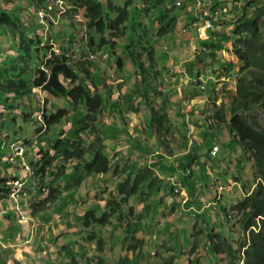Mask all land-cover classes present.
I'll return each mask as SVG.
<instances>
[{"label": "trees", "instance_id": "16d2710c", "mask_svg": "<svg viewBox=\"0 0 264 264\" xmlns=\"http://www.w3.org/2000/svg\"><path fill=\"white\" fill-rule=\"evenodd\" d=\"M47 1L19 0L17 3V0H0V38L3 40L0 41V106L3 110L14 111L18 99L32 94H36V99V89H40L46 97L45 105L42 106V126L45 129L42 131V126L39 127L36 130L38 140L28 142L35 155L29 163L31 174L26 175L30 179L21 188V194L26 196L21 197L19 202L27 214L37 217L53 206L60 197L67 199L68 192L81 179V176L73 179L68 175L69 165L74 162V170L82 169L83 176H94L101 183L96 186L104 190L100 195H106L103 208H98V203L88 205L76 223L81 227L85 243L92 247L88 248L87 243L75 244L69 255L64 251H69L72 246H61L63 251H59L57 256L69 260L70 264H161V257L164 260L162 264H181L183 260L186 264H209L211 258L217 264H264V127L257 121V114L264 113V0H246L241 15L239 12L234 14L235 23L230 27L229 37L232 39L231 51L241 63L236 90L233 94L222 84L221 87L210 90L211 95L219 91H226L227 95L225 94L224 102L216 112V122L211 125L207 122L203 125L194 124L195 129L202 128V135L212 129V135L201 136L202 140L199 142H195L191 136L171 133L173 126L170 119L175 116L171 113L174 109L172 104L180 102V99L174 103V99L165 98L161 92L163 74L160 75L155 57L156 39L174 35L177 31V24L181 22L180 15L177 14L184 8V0H139V8L132 0H126L122 6L115 5L112 0H63L73 14L79 10L84 11L85 28L88 31L86 49L89 48L94 54L107 47L113 58L109 63L111 68L125 67L124 60L133 67L139 86L132 95H138L143 102L156 145L165 155L173 156L185 151L190 157L189 163H186L184 157L176 166V169L182 171L180 185L188 186L187 196L180 190L175 191L177 200L165 203L166 211L170 213H166L168 216L164 217L170 218L169 223L165 222L153 230L149 228L148 233L145 227L141 229L142 222L149 224L151 220L152 224H157L155 217H160L159 212L164 203L162 193H165L168 185L163 186L154 171L143 165L116 166L112 169V159L108 156L105 144L109 138L106 130L110 124H116L114 113L117 112L122 117L125 109L122 107L117 110L116 105L111 104L113 90L110 74L107 70H100L91 53H80V49L74 51L70 41L72 36H69L64 47L60 45L57 53L51 51L50 58L43 62V57L47 56L52 46H42V32L37 33L35 29V26H41L40 19L34 17V24L32 20L23 18L22 12L28 8L33 12L45 8ZM222 3H216L211 9L223 10L226 5L221 7ZM248 9L252 10L250 14L246 13ZM149 14L150 20L147 23L140 20ZM27 16L30 17L28 14ZM44 19L48 20V17L45 16ZM26 31L29 36L25 35ZM115 47L121 50V56L117 54ZM42 64L47 73L40 68ZM207 69L204 67L198 79L208 78L207 83L213 82V77L218 78V74L210 73L211 70L207 72ZM49 98L67 99L73 110L82 108L83 116L72 122L69 130L60 129L59 133L54 134L53 138L59 134L57 139L52 138L46 142L40 139L41 136L46 135L52 126L61 124L72 111L59 109L54 113L49 112L52 108L49 106ZM32 123L39 122L34 120ZM5 127V121H0V131L5 130ZM219 131L224 133V144H228L226 147L238 148L242 158L247 157L253 161L250 184L241 176L234 178L241 183L244 197L229 210L222 207L220 211L217 182L200 184V188H210L213 191L209 194L210 200L208 194L204 195L205 203L199 197L196 198L197 188L191 184L194 160L208 156L209 148L205 151L204 145L208 140L218 137ZM188 141L192 142L191 150L187 147ZM242 161L243 159L238 162ZM188 169L189 173L184 174ZM239 170L241 171L240 168ZM15 181L16 177H0V201L8 199L11 192L16 191L13 184ZM174 190L173 186L168 187V195L173 194ZM180 199H186L184 204L187 203V209L194 202L192 200H196L193 207L200 211L180 209V206L177 207ZM141 204L143 207L139 210ZM209 207L216 215L232 212L238 221L229 226L227 221L224 223L226 228L222 226V230L216 229L213 227L215 212L211 214ZM75 208L76 206L72 211ZM0 211H4L5 219L9 218L10 214H5L1 205ZM63 214L68 222L70 219L67 211ZM185 219H194L196 224L188 230L180 224ZM231 226L235 231L226 232L227 227ZM107 227L112 230L111 240L108 241L101 236V232ZM167 227H176L180 231L179 236L173 229L166 231ZM251 227L257 228V232L251 230ZM87 231L88 234L85 235ZM30 232L31 230L27 231V234ZM165 232L169 233L167 240L161 245L155 244ZM233 233L238 235L234 241L238 244L236 247L232 245ZM151 241L155 243H150ZM184 242L189 249L181 252ZM201 248L205 255L199 253ZM176 252L183 257L177 263ZM105 253L109 254L108 259L104 258Z\"/></svg>", "mask_w": 264, "mask_h": 264}, {"label": "crops", "instance_id": "0c3cea01", "mask_svg": "<svg viewBox=\"0 0 264 264\" xmlns=\"http://www.w3.org/2000/svg\"><path fill=\"white\" fill-rule=\"evenodd\" d=\"M206 1V0H203ZM208 2H213V5L219 2H227L224 5H226L227 10L231 11L233 8V2L230 0H207ZM241 1V0H240ZM242 2V1H241ZM245 1L243 0L242 4L244 5ZM242 7L235 8V12L242 11ZM26 13V11H25ZM30 17L29 20L35 17L33 12H31V9H28L27 13ZM205 18V14L203 15ZM196 14L195 12H188L184 19H182L181 22H184V25H189V21L187 19H191V26H187V28H183V23L178 24V31H181L182 37L181 40H176L177 36L174 35H168L161 38L156 39V46H155V57H156V63L157 68L160 71V75L163 74L161 77L162 79V86L161 89L164 91V97L168 98L169 100L174 99L173 102H177L180 99V102L176 104H172L173 110L171 111L172 114H175V116L170 119L172 122L173 129L171 131L172 134H182L184 136H187V131L189 126H194V124H206L208 117H214L215 116V109L213 107L215 106L212 104V101L208 99V96L212 97L213 95L210 94V90H214L215 87H218L221 85L220 82L214 81L209 82L206 84L205 90H201L199 88V85L197 86L196 81L198 80V75L201 74V72L205 68H215L223 70L228 68L229 70L233 69V71H236V61L234 57L231 54V48H232V39L229 37L230 27L228 26V14L223 13L221 11H218L215 15V28L211 31H208L209 39L206 41H203L198 38L197 32H196ZM195 22V23H194ZM59 25V28H62L63 32L65 33L66 37L62 40L61 44H63V47L65 45V41H69V33L66 26H64V21H58L57 23ZM40 29V28H39ZM38 32H42V29L37 30ZM60 40V39H59ZM221 41L225 42V45L221 44ZM60 44V45H61ZM201 46H206L209 53L208 54H201L197 55L194 54V51H199ZM58 47V46H57ZM74 48H76L75 45H73ZM59 48V47H58ZM167 48H173V52H169L166 49ZM84 53L87 51L86 48L83 47ZM121 50L119 49L117 51V54L121 56ZM101 56V57H100ZM95 62L98 64V67L101 71L109 69V74L111 76V81L113 85V93L111 100L114 101L113 104L116 105V109L119 110L120 108L125 109V113H123L122 117L116 113H114L115 116H113V119H115L117 116L120 117L122 126H118L117 124H113L112 128L114 130H111L110 127L107 128V134L109 135V138L106 140V148L108 156L112 159L111 165L112 169L116 166H119V168L128 165L129 167H133L134 165L138 166H146L154 171V173L157 175L159 180L161 181H167L168 187H181L179 183V179L182 176V171L176 169V166L181 161L182 158H186V163H189L190 157L184 152H180L178 154H175L173 156L165 155V152L160 149L156 144L152 145V140L154 139L153 136V130L149 128L147 123L145 122L144 118L147 117V113L145 109H141L135 102V98L133 99L134 102L130 101L127 96H135L132 95L133 92H126L125 88L129 84L133 85L135 84L137 89L139 86V83L135 77L134 71L132 69H128L127 67H122L121 69H117L115 67L110 68L107 63V55L105 53V48H102L100 50L99 54L94 55ZM113 60V59H112ZM127 61L124 60V64H126ZM104 64L106 67L104 68ZM128 70V72H127ZM122 90V94H117V91L119 92ZM135 91V90H134ZM126 95V98L123 96ZM191 96V98H190ZM183 98V100H181ZM70 104V103H69ZM36 114V113H35ZM196 116L198 118L196 119L197 123H193L191 120ZM142 120H144V124H142ZM108 122V121H107ZM148 122V121H147ZM69 125V124H67ZM67 125H65L63 128H65ZM67 130L71 128V126ZM62 128V129H63ZM195 129L191 128L190 132ZM111 130V132H109ZM198 130V133L193 136V134H190L192 139L196 140L197 142L201 141V136H210L212 135V129H208L203 135H202V128ZM220 133V131H219ZM41 142V140H40ZM153 148V150L148 147V145ZM215 146V145H212ZM219 147V146H218ZM224 147H226V143L224 144ZM193 147H190L189 150H191ZM227 148V147H226ZM34 150L32 149L27 151L26 153V159L28 161H33L34 159ZM221 148L219 147V151L216 154V156L213 158L217 159L220 155ZM233 153V151H232ZM232 153L230 155H232ZM224 154V153H223ZM227 157L229 154L227 153ZM0 177L8 178V177H17L19 180H21L25 186L27 184V181H29L30 177H26L25 172H20V175H18L16 172L20 171L17 168L19 167V163L16 165H13V169H7L6 166L11 165L7 163L4 158L0 157ZM211 160V161H213ZM207 161V157H202L197 160H194L192 169V176L191 177V184H194L195 186V172L197 171L200 178L201 176H207L209 177L205 178V181L202 183V181H199V188H197L195 193H198L199 190L201 192V195H203L204 198V191L211 190L200 188V184L205 185L210 183V181L213 179V174L208 170V168L205 166V163ZM205 167V173H202L201 169V163ZM222 162L220 157L217 159L216 163ZM225 162V161H224ZM215 169V176L220 174V167L219 165L212 164ZM223 163V162H222ZM4 165V169L6 170V174H4L1 170ZM169 168V171L167 174H161L160 170L164 169L165 167ZM9 167V166H8ZM75 167H72V170H74ZM201 169V170H200ZM189 170V169H188ZM229 168H227V171ZM190 171V170H189ZM12 172V173H10ZM214 176V177H215ZM71 178H74V176L70 175ZM217 178V177H216ZM229 178V177H228ZM218 179V178H217ZM216 179H213L215 181ZM97 181V180H96ZM95 182V181H94ZM197 182V183H198ZM230 182V181H228ZM219 185V183H217ZM78 189L80 187V183L77 185ZM94 189L92 190L93 193H96L99 188L96 186V184H93ZM183 186V185H182ZM168 187L165 189V193L167 194L166 197L163 199V201H167V204H170L173 202V199L170 198V195H168ZM185 189V187L183 186ZM181 187V189H183ZM78 189L75 190L78 191ZM195 189V188H193ZM230 189V188H228ZM185 191V190H184ZM194 191V190H193ZM82 194L84 192L81 191ZM228 192L232 193L234 192V189H230ZM165 193L163 192L162 195L165 196ZM211 195H209V200ZM178 198V197H177ZM84 199V198H82ZM186 199L183 201L178 202L182 210H186V204H184ZM194 202H191L190 209H187V211L190 210H197L200 211V209H194V204L196 200H192ZM12 202L11 199L0 201V205L2 208L7 210V203ZM222 205V200L220 201ZM234 202V201H233ZM205 203V198H204ZM79 204V203H77ZM80 205V204H79ZM89 204H86L87 206ZM210 205V204H209ZM233 205V204H232ZM140 206V205H139ZM215 206V205H214ZM138 209H140L138 207ZM219 209V207H218ZM76 210V209H75ZM209 210L211 214L215 212L211 207H209ZM74 213V211H72ZM9 218L5 219L4 215L0 216V264H70V261L67 259H64L61 256H57V253L61 251V246H67V244H86L83 242H80L78 240L73 241L74 236L78 239H82L83 235L79 234V230L76 228H70V229H63V227H60L59 229L55 228L53 225H41L39 224V230L37 233L27 234L28 231V225L27 228L24 223H19V217L17 214L9 213ZM184 214V213H183ZM182 214V216H183ZM215 214V219L218 221L217 217L218 215ZM83 214L81 212H77L76 214H73V217L78 220L80 216ZM45 216V214L43 215ZM39 219V216L33 217ZM53 220L54 218H50ZM72 217L67 222L65 221V226L72 227ZM40 221L43 222L41 219ZM214 222V226L217 228V223ZM11 223V224H10ZM57 224V223H55ZM216 224V225H215ZM221 224V223H220ZM222 228V227H221ZM223 229V228H222ZM220 229V230H222ZM60 231L62 235H65L62 240L61 238L54 240V237L60 234ZM31 236L30 243L26 244L28 242V238H25L26 236ZM72 239V240H71ZM165 238L163 237L162 241H164ZM231 240L235 241V239L232 237ZM88 248H91L89 246ZM161 245V244H160ZM51 246V247H49ZM72 246V245H70ZM185 247H182L181 252H184ZM176 249V247H175ZM189 249V248H188ZM63 251V250H62ZM67 254L70 255V251L66 250L64 251ZM65 254V253H64ZM68 255V256H69ZM183 257L180 256L179 258H175V263L178 261H182ZM211 260H214L211 258ZM215 261V260H214ZM186 262L183 260L181 264ZM210 264V263H209Z\"/></svg>", "mask_w": 264, "mask_h": 264}, {"label": "rangeland", "instance_id": "374dc122", "mask_svg": "<svg viewBox=\"0 0 264 264\" xmlns=\"http://www.w3.org/2000/svg\"><path fill=\"white\" fill-rule=\"evenodd\" d=\"M115 1H118V0H115ZM219 1V0H218ZM231 2H233L234 0H230ZM237 1H240V0H237ZM243 2V0H241ZM246 1V0H244ZM16 2V1H15ZM19 2V0H17V3ZM207 2V0H206ZM63 3V4H62ZM227 3V2H223L221 5L222 6H225L224 4ZM61 4H62V8L65 9V12L61 14V12L59 11L60 10V7L56 6L55 9L58 10V14L60 15V18L58 20H63L65 23H68V25H70L71 27V31H72V38H71V42L73 43V45L76 46V48L74 49V51H76L77 49H80V51H82V49L79 47V44L80 42L83 40V39H87V37L85 36L87 34V30L85 28V18H84V15H83V11H79L78 14L76 15H72L71 13V10L69 9V5L67 3H65L64 1L61 0ZM183 4H185L184 8L183 9H180L179 10V14L177 15H180L181 19H184V17L186 16V13L188 12H195V4H194V1L193 0H184L183 1ZM219 5V6H220ZM212 7V4L210 5ZM0 7H1V4H0ZM220 7V8H221ZM209 7H206V9H208ZM212 10V9H211ZM252 10L251 9H248L246 11L247 14H250ZM211 12V11H210ZM56 13V12H55ZM22 16L23 18H28L29 17L27 16V14L25 12H22ZM56 18V17H55ZM32 20L33 22V19L31 18L30 21ZM55 24L53 23H50L49 22V26H47L48 28H46V26H35V29L36 30H40L42 29V34L41 32H38L41 34V39H42V46L44 47H48V46H54V48H58L60 47V44L62 42V40L66 37L65 33L63 32L62 28H59V25L56 24L57 19L54 21ZM148 22V17H146V20H145V23ZM34 23V22H33ZM183 23V27L184 28H187V26H191V23H189V25H185L184 26V22H181ZM35 24V23H34ZM37 25V24H36ZM40 28V29H39ZM77 30V31H76ZM177 33H175L176 35ZM182 34H180V32H178V36L176 37V40L178 38V40H181V37H182ZM25 35H28V32L26 31L25 32ZM29 36V35H28ZM85 36V37H84ZM60 39V40H59ZM124 40V38H122ZM0 41H3L2 38H0ZM64 42H67L68 43V40ZM120 42V41H119ZM221 44L222 45H225V42L224 41H221ZM63 45V44H61ZM58 46V47H56ZM3 48H4V45H3ZM116 50H118L116 48ZM167 51H169L170 53L173 52V48H167L166 49ZM83 52V51H82ZM47 55H50V51L47 52ZM111 57V56H110ZM47 56L43 57V62L46 60ZM106 67V65L104 64V68ZM125 67H127L128 69H132V71H134L133 67L128 63L125 64ZM44 72H48L47 69H43ZM213 70L215 71L216 69L213 68ZM238 68H237V71L235 73H238ZM128 72V70H127ZM107 73H109V69L107 68ZM112 90H113V85L111 86ZM125 88V91L128 93V92H134L137 91V87L135 84L131 85L129 84L128 86L124 87ZM40 91V90H39ZM117 94H122V90H120L119 92L117 91ZM40 99L37 98L38 103L36 101V99L34 97H36V94H32L30 96H26L24 98H20L18 99L16 105L18 104L19 106H16L15 105V110L14 111H9V114H7V110L6 111H3V108L2 106H0V113L2 115V118H0V121H5L6 123V127L3 128L5 130H3V134H7V138L11 141H19V142H23V143H27L30 141V139H33L34 136L36 135V130L39 129L40 125L39 123H32V121H34V111H39L40 113H42L43 110V104L45 105L44 101L46 100V97L44 95H39ZM124 98H126V95L123 96ZM28 98V99H27ZM127 98L134 102L133 99L135 98V102L136 104L141 108V109H144L143 107V102H141L138 98V95L136 96H127ZM49 106L51 105L52 108L49 109V112L51 113H54L56 112L57 110L59 109H64V110H72L70 111L66 118L63 120V122L61 124H58V125H55V126H52L50 128V131L46 134V135H42L40 139H44L45 141L46 140H52L53 138V135L56 134V133H59L60 132V129H62L65 125L69 124L71 126L72 122L76 121L78 118H81L83 116V110L82 108L80 107H77L76 110H73L71 105L69 104L68 100L67 99H64V98H56V99H51L49 98ZM41 101V102H40ZM114 101H112L111 104H113ZM37 104L39 105L40 109L37 108ZM25 115H29L28 116H25ZM43 118V117H42ZM198 118V116L195 115V117L191 120L193 123H197L196 119ZM4 119V120H3ZM13 119V122L11 121ZM26 119L30 120V121H26ZM39 120H41V116L38 117ZM145 122L147 123V125L149 124V121L150 119H148V117H145L144 118ZM144 120H142V124H144ZM148 121V122H147ZM257 121L259 123V125L261 127H264V113H258L257 114ZM114 122L120 127L122 126V121L120 119L119 116H117L115 119H114ZM67 125V126H69ZM111 125V124H110ZM109 127L111 128V130H114V128H112L113 126H110ZM65 127L63 128L64 130H67L69 127ZM111 130H109V132H111ZM107 131V130H106ZM150 133L152 130H149ZM192 134L193 136H195V134L198 133V130L197 129H193L192 130ZM59 136L58 135H55L53 140L54 139H57ZM39 138V137H38ZM29 140V141H28ZM195 142H197L196 140H194ZM47 142V141H46ZM224 142H225V136H224V133L223 132H220L218 133V137H214L210 140H208V142H206V144L204 145L206 148H205V151L207 150V147L209 148L212 144H216L217 146H219L221 148V151H220V155L221 156H218V158L220 157V159L222 160V162H218L216 163L217 159H214L213 161H207L203 164H205V166L208 168V170L210 172H212L213 174H211L213 176V179H216L215 182L217 183H223V187L227 186V182L230 181L229 183H232L233 180H234V176H241L242 178L246 179L248 184H250L252 181V178H251V173H252V166H253V161L252 159L250 158H242L240 156V151L238 150V148H232L230 146H228L227 148L224 147ZM210 143V146H208ZM155 145L156 144V140L153 139L152 140V145ZM148 145V144H147ZM151 145V146H152ZM215 145V146H216ZM148 145V147H150L152 150L153 148ZM30 150V149H29ZM219 150V148H218ZM233 151V153H232ZM218 153V152H217ZM224 153V154H223ZM227 153L230 155L232 153V158H228L226 155ZM224 156V157H223ZM0 157L4 158V160H7L9 157H11V154L9 152H0ZM242 160V163H239L238 161L239 160ZM245 159V160H244ZM20 161V158L17 157L15 159V161H13V163H11V165H8L6 166L7 169H11L13 165H16L18 162ZM225 161V162H224ZM237 161V163H236ZM212 164H215L216 165H219L220 167V174H218L217 176H215V169H214V166L211 165ZM201 164V169H202V173L204 174L205 173V167L203 166L202 162L200 163ZM75 166V162L72 164V165H69V168H68V175H72L75 177V179L77 178V176H81V179H80V187L79 189L77 188L78 186H74V188H72V190H70L68 192V198L67 199H64V198H59L54 204L53 206H51L47 211L45 212H42L39 214L40 218L43 222H46V223H41V225H54L55 228L59 229L60 227H63V229H70V228H76L77 227V230H79V234H81L82 230H81V227H79L76 223L78 220H76L75 217H73V214H76L77 212H81L82 214H84V212L86 211L87 206H85L86 204H93V203H98L97 205H99L98 208H103L102 205L104 204L105 200H106V195L103 194V195H100V192L101 191H104L103 189H99L96 193H93L92 190L94 189V186L93 184H101L99 181H96V178L92 175H87V176H83L84 175V172L82 171V169L80 170H71L72 167ZM227 168H229V170L227 171ZM239 168L241 169V171L239 170ZM200 169V170H201ZM4 174H6V170L4 169V165L2 167V170H1ZM22 171V170H21ZM21 171H17L16 173L18 175H20V172ZM169 171V168L166 166L164 169H161L160 172L161 174H167V172ZM227 172V177L226 176H223L221 175L223 172ZM240 171V172H238ZM12 173V172H10ZM240 173V174H239ZM200 173H198L197 171L195 172L194 176H195V186L196 188H199L198 184V180L199 181H202V183L205 181V178L209 177V175L207 176H201L200 178L197 179V177L199 176ZM215 176V177H214ZM218 179H217V178ZM229 177V178H228ZM74 179V178H73ZM213 179L211 181H213ZM121 180V179H120ZM95 181V182H94ZM118 181V180H117ZM116 181V182H117ZM115 182V183H116ZM163 186H167V181H161ZM198 182V183H197ZM181 187L183 188V186L181 185ZM181 187L179 186H176V188H178V190H180V192H182L184 194V196L186 197L187 194H186V190H188V186H185V191L183 189H181ZM236 188V187H235ZM234 188V189H235ZM78 189V191L75 192V190ZM84 189V192L82 194L81 191H83ZM24 190H26V188H24ZM230 189H226L224 190L220 195L222 196V205H224L225 207H230L232 204H235L236 203V200L238 199L237 197H241L242 195L238 192V189L236 188L232 193L228 192ZM204 195H209V194H212L213 191L212 190H207V191H204L203 192ZM23 196H26V194H23ZM97 195V196H96ZM96 196V197H95ZM166 196V195H165ZM164 196V198H165ZM196 198L199 197L201 201H204V198H203V195H201V192L199 190L198 193L195 194ZM84 198V199H82ZM170 198L173 199V200H177V196H176V192L174 190V193L173 194H170ZM234 201V202H233ZM167 201H164L163 203V208L160 210L159 212V216L160 217H155L156 220H157V224L154 225L152 224L151 220H149V224L148 222H142V228L143 229L144 227L146 228V233H148V229L151 228L152 230L154 228H156V226H160L162 224H164L165 222L169 223V219L170 218H165L166 216V213L169 214L170 212L166 211L167 207L165 206V203ZM79 203V204H77ZM74 206H76V210L74 209V213L72 212ZM217 205H215L214 207H216ZM7 210L5 211V214L7 213H13V214H16V210H15V203L12 201V202H9L7 203ZM143 207V205L141 204L139 206V210H141V208ZM22 210V209H21ZM64 211H67L68 213V216H69V219L72 217V227H66L65 226V221L67 220V218L64 219V216L63 213ZM22 212L25 214H27L26 210H22ZM4 213L0 211V216H2ZM224 213V212H223ZM45 214V216H43ZM27 218H29V214L25 215ZM165 216V217H164ZM172 216V214L170 215V217ZM55 217V219L51 220L50 218H53ZM218 222L217 223V228L216 229H221L222 226H225L226 228V224H224L223 222L221 223V221L223 220L222 219V216L221 217H218L217 219ZM156 222V221H155ZM19 223L22 224L24 223V225H26V228H27V224H29V222L27 220H23V221H20L19 220ZM39 223V224H40ZM57 223V224H55ZM221 223V224H220ZM11 224V223H10ZM180 224L183 225V227H187L188 230L191 229L193 227L194 224H196V220L194 219H190V220H181ZM147 226V227H146ZM180 226V225H179ZM182 227V228H183ZM200 227V226H199ZM224 228V227H223ZM173 229V232L179 236V232L177 231L176 227H172V228H169L167 227L166 231L168 230L171 231ZM91 230L93 231V227L91 228ZM229 230H232V231H235L233 229V226L231 227H227L226 229V232H229ZM111 228L107 227L104 231L101 232V236L106 240H111V235H110V232H111ZM168 232H165L164 236L160 237L159 238V241L157 243H155L154 241H151L150 243H155V244H162L163 241V237L167 240V236L169 235ZM88 234V231L85 233V235ZM65 235H62L61 231H60V234L56 237V239H54L55 241L59 238H62L64 237ZM177 236V237H178ZM84 237V236H83ZM235 237H238V235L236 233H233V238L235 239ZM183 239L185 238V236L182 237ZM181 238V239H182ZM241 238V236H239V239ZM72 240V239H71ZM78 240L80 242H83L85 243L84 239H78L77 237L74 236L73 238V241L75 243V241ZM146 244L148 243V239L146 238ZM76 244V243H75ZM185 247L184 250L187 251L188 248L186 247V242L183 243ZM232 244H235V242L232 240ZM69 245H72V249H69L70 252H73V247H74V244H67ZM86 246L88 247V244H86ZM89 246H91V244H89ZM152 246V245H151ZM177 246V245H176ZM235 246V245H234ZM236 246H238V244L236 243ZM235 246V247H236ZM51 247V246H49ZM145 251V250H144ZM161 253L163 251H160ZM199 253L202 254V255H205V252L202 251V248L199 250ZM154 254V253H152ZM108 253H105L104 255V258H109L108 257ZM154 255H151V257H153ZM175 256L176 258H179L180 257V254L178 252L175 253ZM164 260L163 258L161 257V259L159 260V263H163ZM183 264H186V262H184ZM210 264H217L216 261L214 260H210Z\"/></svg>", "mask_w": 264, "mask_h": 264}, {"label": "clouds", "instance_id": "9594fccd", "mask_svg": "<svg viewBox=\"0 0 264 264\" xmlns=\"http://www.w3.org/2000/svg\"><path fill=\"white\" fill-rule=\"evenodd\" d=\"M63 1V0H62ZM101 1V0H100ZM104 1H107V0H104ZM113 1V3L115 4V5H119V6H122L123 5V3L126 1V0H118V1H115V0H112ZM133 1V3L134 4H136L137 6H138V8L140 7V5H141V2L139 1V0H132ZM194 1V4H195V14H196V16H197V18H196V22H199V23H196V32H197V28H200L201 26H202V23L204 22V20H206V19H210V21L212 22V28H211V30H213L214 28H215V15L217 14V12L218 11H221V12H223V13H227L228 14V19H229V22H228V26L229 27H232L233 25H231V18L234 16V14L235 15H237V13L239 12L240 13V15H241V12L240 11H238V12H235V8L237 7V3H241V7L242 6H244L243 4H242V2L241 1H237V0H234L233 1V8H232V12H229L228 10H227V8L225 7V8H223V10L221 9V10H219V9H215V8H213L212 10H211V8L214 6L213 5V2L211 3V2H206V1H203V0H193ZM65 2V1H64ZM66 3V2H65ZM63 4V3H62ZM62 4H61V0H48L47 2H46V6H45V8H40V9H37V10H35L34 12H33V10H32V12H33V14L35 15V18L36 17H38L39 19H40V17H39V13H42V15H43V20L40 22L41 23V26L43 27V26H46V28H48L47 26H49V22L50 23H53V24H55V20L57 19V21H60V20H58L59 18H60V15H62L64 12H65V9H63L62 8ZM212 4V7L210 6ZM245 4V3H244ZM56 6H58V7H60V12H61V14L59 15L58 14V10L57 9H55L56 8ZM206 7H209L208 9H206ZM238 8H240V7H238ZM28 9H30V8H28ZM28 9L27 10H25V11H28ZM69 9H70V7H69ZM127 10H129V11H131L132 9H128L127 8ZM79 11H83V10H79ZM78 11V12H79ZM211 11V12H210ZM56 12V13H55ZM78 12L77 13H75V14H73V12L71 11V13H72V15H76V14H78ZM187 14V13H186ZM206 15L205 16V18L204 19H201V18H203L204 16L203 15ZM83 15H84V11H83ZM45 16H47L48 17V20H45L44 18H45ZM209 16H211V18H209ZM56 17V18H55ZM180 19H181V17H180ZM141 21H143V22H145V20H146V18H141L140 19ZM148 20H150V14L148 15ZM188 21H189V23H191L192 24V22H191V19H187ZM181 21H182V19H181ZM39 23V24H40ZM58 22H56V24H57ZM180 23V21L178 22V24ZM195 23V22H194ZM235 23V22H234ZM85 24H86V20H85ZM177 24V25H178ZM64 26H66L67 27V29H68V33H69V35L71 36V34H72V31H71V27H70V25H68V23H65L64 22ZM157 25L155 24L154 25V27H156ZM185 26V25H184ZM184 28V27H183ZM186 29V28H185ZM211 30H208V31H211ZM77 31V30H76ZM208 31H207V33H208ZM175 32V31H174ZM178 32H180V34H181V31H176L175 33H177L176 35L174 34V36H178ZM206 33V34H207ZM86 36V35H85ZM84 36V37H85ZM168 36V35H167ZM197 36H198V34H197ZM41 37V36H40ZM87 37V36H86ZM199 38V37H198ZM200 39V38H199ZM209 39V36H208V34H207V39H201V40H203V41H206V40H208ZM120 43V42H119ZM119 45V44H118ZM57 47V46H56ZM79 47L82 49V51L84 50L83 49V47H85L86 48V40L85 39H83L81 42H80V44H79ZM105 48V53H106V55H107V63H108V65H109V63H111L112 62V56L110 55V51H108V48L107 47H104ZM115 49H116V47H115ZM2 50V49H1ZM59 50V48H54V46H52V49H50V52L51 51H53V52H55V53H57V51ZM87 52L86 53H91L92 54V58H93V60L95 61V58H94V55H96V54H99L100 53V51H96L94 54L91 52V50L89 49V48H87V49H85ZM231 50H232V48H231ZM82 51H80V53L82 52ZM118 50H116V52H117ZM82 53H84V51L82 52ZM209 53V51H208V49H207V47L206 46H202L201 48H200V50L199 51H197V50H195L194 51V54H196V56L199 54V55H201V54H208ZM231 54H232V56L234 57V59H235V61H236V68H240L241 67V63H239V61L236 59V57L233 55V53H232V51H231ZM67 56L69 55L68 53L66 54ZM198 55V56H199ZM108 56H111V57H109L108 58ZM101 57V56H100ZM50 58V56L49 55H47V58H46V60L47 59H49ZM45 60V61H46ZM44 61V62H45ZM157 62V61H156ZM110 67V66H109ZM40 68L43 70V69H46V67H45V65H41L40 66ZM111 68V67H110ZM209 70H211L210 71V73L211 72H213V73H215V72H217V74H218V78H215V77H213V82L214 81H218V82H220L222 85L221 86H225V89L227 90V91H231V93H233L234 94V92H235V88H236V83H237V80H238V77H239V70H238V73H235L236 71H233V69H231V70H229L228 68H226L225 67V69H223V70H220V69H216L215 71L213 70V68H210V67H208V69H207V72L209 71ZM211 76V75H210ZM197 82H199L200 84V86H199V88L201 89V90H205V85L207 84V82H208V78H206V79H203L202 77L201 78H199L197 81H196V83ZM198 86V85H197ZM220 86V87H221ZM37 91H38V93H37V98L38 99H40L39 97V95H44L42 92H41V90L40 89H36ZM40 90V91H39ZM160 90H161V92L164 94V89L162 90L161 89V87H160ZM225 94L227 95V92L226 91H219V92H216L215 94H213V96L209 99V100H211L212 101V104H214L215 106L213 107V109H215V116L214 117H208V119H206L207 120V123L208 124H212L213 122H216V120H215V118L217 117L216 116V112L221 108V106H222V104H223V102H224V97H225ZM230 94V93H229ZM233 94H230V95H233ZM45 96V95H44ZM37 98H36V101H37V103H38V101L39 100H37ZM41 102V101H40ZM71 105V104H70ZM37 108L38 109H40V107H39V105L37 104ZM3 111H6V110H3ZM7 112V114H9V111H6ZM43 112V111H42ZM36 113V114H35ZM33 117H34V119H35V121H38L39 122V125H40V127L43 125V114L42 113H40L39 111L37 112V111H34V113H33ZM41 116V120H39L38 119V117H40ZM191 128H194V126H189L188 127V131H187V137H190V134H192L193 132L191 131L190 132V129ZM45 129V126H42V131ZM39 134H37L36 133V135L34 136V138L33 139H30V141L29 142H32L34 139H36V140H38V136ZM7 134H3V131H0V144H1V142L2 141H6V142H8V143H10V144H16V145H19V146H22L23 148H24V150H23V153L21 154V155H15L14 154V152H12V151H10L8 148H5V149H0V152H9L10 154H11V157H9L6 161H7V163H9V164H11V163H13V161H15V159L17 158V157H19L20 158V161L18 162L19 163V167L17 168L18 170H22V172H25V174L27 175H30L31 174V170H30V167H29V163H30V161H28L27 159H26V153H28L27 151H29V149H30V147L28 146V142L27 143H23V142H19V141H17V140H15V141H11V140H9L8 138H7ZM9 137V136H8ZM194 140V139H193ZM191 145H192V142L191 141H188V144H187V147L188 148H190L191 147ZM214 145H216V144H214ZM228 145V144H227ZM226 145V146H227ZM214 148H216L217 150H216V152L214 153V155H212V152H213V149ZM218 146L216 145V146H210L209 147V149H208V156H207V161H211V160H213V158L216 156V154H217V152L219 151L218 150ZM31 151H32V149H30ZM233 155H229L228 156V158L229 157H232ZM224 157V156H223ZM206 161V162H207ZM237 162V161H236ZM239 162H241V159L239 160ZM11 169H13V166H12V168ZM220 170V169H219ZM189 173V170H187L184 174H188ZM221 175H223V176H226L227 177V172H223ZM236 176H234V178H235ZM8 178H15V177H8ZM17 178V177H16ZM15 183H18V184H21V187L19 188V190H18V193H17V197H16V201H14L13 199H12V197H11V194L14 192H11V194H10V196H9V198L8 199H11L14 203H15V210H16V206L19 208V210L22 212V210H24V209H22L23 207V205L21 204V202H19V199L21 198V197H23V195L21 194V188L24 186V183L21 181V180H19L18 178H17V181H15L13 184H14V186L17 188L18 186L17 185H15ZM223 183H219V187H218V193H217V198L221 201L222 200V196L220 195L224 190H226V189H228V188H230V189H234L235 187L238 189V192L242 195L241 197H237L238 199L236 200V203L235 204H233V205H231L230 207H225L224 205H221L220 206V208H219V210L218 211H220V209L223 207L224 209H226V210H229L232 206H234V205H236L237 203H238V201L239 200H241V198H243L244 197V194H243V192H242V189H241V183H238V182H236V180L234 179L233 180V182L232 183H229V182H227V186H225V187H223V185H222ZM220 188H222V189H220ZM235 188V189H236ZM254 188V186H252V188L251 189H253ZM174 189H176V187H174ZM234 189V191H236ZM17 190V189H16ZM183 190H185L184 188H183ZM7 200V199H6ZM222 208V209H223ZM22 209V210H21ZM16 214H17V216L19 217V220L20 221H23V220H21L20 219V215H19V213L16 211ZM22 214H23V217L25 218L24 220H27L28 222H29V225H28V231L29 230H31V234H34V233H37L38 232V230H39V220L37 219V218H33L34 216H30L29 215V218H27L25 215H24V213L22 212ZM64 215V214H63ZM218 215V217H221L222 216V221H221V223L223 222V223H226L227 221H229V224L227 225V226H229V225H231L233 222H236V221H238V219L236 220V218H235V215L232 213V212H229V211H227V213L226 214H223V212H221V214L219 213V214H217ZM217 217V218H218ZM39 218H40V216H39ZM216 220V219H215ZM256 221L258 222V219H256ZM35 225L36 227H35V229H33L32 228V225ZM38 225V226H37ZM251 230H254L255 232H257V228H254V227H251L250 228ZM25 238H28V242H26V244H28V243H30V241H31V236L29 235V237H25ZM235 239H236V237H235ZM232 245H235L236 246V243L235 244H232ZM240 264H242V262L240 263Z\"/></svg>", "mask_w": 264, "mask_h": 264}, {"label": "built area", "instance_id": "2783aa9c", "mask_svg": "<svg viewBox=\"0 0 264 264\" xmlns=\"http://www.w3.org/2000/svg\"><path fill=\"white\" fill-rule=\"evenodd\" d=\"M237 7H241V3H237ZM39 17H40V20L42 21L43 20V15L42 13H39ZM209 18H211V16H209ZM235 22V17L233 16L231 18V25H233ZM212 22L210 21V19H206L204 20V22L202 23V26L200 28H197V34H198V37L200 39H207V31L208 30H211L212 28ZM5 148H8L10 151L14 152L15 155H21L23 153V150L24 148L22 146H19V145H16V144H10L6 141H2L1 144H0V149H5ZM216 148L213 149V152H212V155H214V153L216 152ZM188 173V172H187ZM15 185H17V190L14 191L12 194H11V197L14 201H16V197H17V193H18V190L19 188L21 187V184H18V183H15ZM222 189V188H220ZM175 191L177 192L178 191V188L175 189ZM182 193V192H181ZM183 194V193H182ZM16 211L19 213L20 215V219L21 220H24L25 218L23 217V214L22 212L19 210V208L16 206ZM35 225L33 224L32 225V228L35 229Z\"/></svg>", "mask_w": 264, "mask_h": 264}]
</instances>
